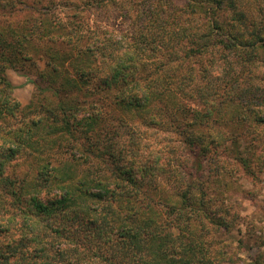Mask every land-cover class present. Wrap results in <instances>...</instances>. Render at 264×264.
<instances>
[{
  "label": "trees",
  "instance_id": "trees-1",
  "mask_svg": "<svg viewBox=\"0 0 264 264\" xmlns=\"http://www.w3.org/2000/svg\"><path fill=\"white\" fill-rule=\"evenodd\" d=\"M181 1H73L65 18L53 4L20 19L14 0H0V264H264V252L239 263L211 248V228L227 224L196 174L222 155L248 167L234 130L213 122L229 106L232 121L250 109L236 76L204 83L197 63L207 51L211 62L226 51L252 59L264 26L250 29L238 0ZM93 7H113L128 27L106 30L85 13ZM34 59L44 62L36 90L54 100L21 106L6 69ZM252 98L261 108L250 116L264 121L263 95ZM22 111L34 116L15 126ZM135 117L181 137L187 170L172 190L161 185L166 163L144 157ZM18 156L33 169L16 172Z\"/></svg>",
  "mask_w": 264,
  "mask_h": 264
},
{
  "label": "rangeland",
  "instance_id": "rangeland-1",
  "mask_svg": "<svg viewBox=\"0 0 264 264\" xmlns=\"http://www.w3.org/2000/svg\"><path fill=\"white\" fill-rule=\"evenodd\" d=\"M73 1L79 3L82 0H14L16 3L14 14L18 18L24 19L35 15L40 9L44 11L42 8L51 9L53 4H56L54 14H60L65 18L67 13L74 10L72 9ZM177 3L182 4L183 1L179 0ZM237 5L238 9L245 13L244 21L250 29L263 28L264 0H238ZM116 12L113 7L112 10L93 7L85 13L90 14L93 21L101 23V27L106 28V30L119 32L121 29L127 28L128 24L124 19L121 20ZM197 17L191 25L201 24ZM229 18H231V14L226 19ZM115 24H118V26H115ZM116 28L120 29L115 31ZM263 31L264 29L261 32ZM250 54H252V59L246 56V62H243L235 53L226 51L224 55L218 57L213 54L214 61L211 62L208 60L211 53L207 51L201 58L200 67L198 66L199 63H197V67L206 68L208 76L203 75L204 72L197 74V76L202 77L199 80L204 83H209L208 80H211L210 83L214 81L222 85L226 84V79L236 76L235 78L238 79L236 83H239V86L235 87L236 90L238 87L243 90V98L248 103L247 107L256 113V109L261 108V105L258 100H254L252 97L262 95L264 97V49L254 50ZM34 64L27 62L26 69L23 70L6 69V76L13 86L12 96L21 106H25L31 101L35 104H43L51 102L53 99L48 92L36 90L33 80L39 81L37 72L44 69V62L43 60L34 59ZM226 70L233 74L231 76H229V73L225 75ZM226 88H228L227 85ZM100 94L109 100L113 92H100ZM234 97V103L243 101L242 97L237 96L236 93ZM250 109L248 111L249 116L245 121H240V119H238L239 121H232L233 109H230L229 106L225 112L223 109V114L219 115L220 119L215 118L213 122L214 126L218 128L232 129L235 133L241 132L237 135L233 133V139H235L240 150L244 152L248 167L232 157L222 155L213 164L217 174L214 171L208 172L213 166L207 162L203 163L204 167L196 173L200 178V182L204 183L206 191L212 194L213 198L217 196V199H214L215 213L217 216L222 217V222L227 224V228L224 225L212 227L206 238L212 239L213 245L211 248L213 250H218L221 253L226 252V256L231 254V256H234L233 259L237 258L239 263H241V259L249 260L255 257L256 254L258 255L259 252H264V121H258L250 116L252 115ZM262 112L264 115V108ZM20 113L18 116L20 121L14 122L15 126H20L26 122L25 117L34 116L31 111ZM128 120L133 128L134 125H137V135L142 137L140 149L143 151L144 157L152 160L158 157L159 162L166 163L165 166L169 169V173H163V176H167L164 178V183L161 181V185H166L167 191L173 189L172 185L176 184L177 177L175 172L183 169L182 172L185 173L187 170V162L185 161L187 150L180 142L181 137L172 132L148 127L139 122L137 117ZM127 125H121L120 129L123 133L122 140L126 142L130 140L129 130L124 127ZM75 154L78 155V153ZM67 155L68 153H65V151L60 153V156ZM13 161H16V172L25 173L33 169L30 158L18 156ZM98 166L104 172L105 166L101 162L98 163ZM85 167L87 169V166ZM88 168H92V166L89 165ZM76 169L77 171L85 170L81 166H77Z\"/></svg>",
  "mask_w": 264,
  "mask_h": 264
}]
</instances>
